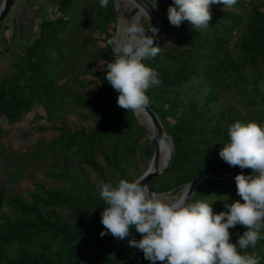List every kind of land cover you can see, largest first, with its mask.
Listing matches in <instances>:
<instances>
[{"label":"trees","instance_id":"trees-1","mask_svg":"<svg viewBox=\"0 0 264 264\" xmlns=\"http://www.w3.org/2000/svg\"><path fill=\"white\" fill-rule=\"evenodd\" d=\"M55 4L60 16L41 23L38 36L16 58L13 73L0 83V161L6 134L1 123L19 125L37 106L54 101L63 67L95 43H84L71 52L65 50L66 29L82 6L94 4L101 25L115 19L113 0L107 8H102L99 0H58ZM210 11L212 19L204 29L193 28L188 21L172 26L166 13L161 32L154 39V46L161 51L143 61L162 81L147 90L148 108L157 116L154 107L167 100L177 118L169 127L172 154L167 169L151 182L155 193L164 176L176 177L174 184L164 188L168 192L208 173L228 175L240 170L224 162L213 146L218 141L229 142L228 127L236 121L264 126V0H237L231 8L213 4ZM97 29L103 34L101 27ZM112 36L106 35V41ZM99 82L79 81L75 85L81 95L72 101L78 112L73 121L67 114L56 121L52 112H47L49 125L38 131L52 132V137L40 140L25 163L53 159L45 177L68 187L57 189L36 183L29 194L32 202H28L21 197L7 199L0 185V212L8 205L13 214L0 224V264H152L141 250L128 244L132 238L141 239L135 228L124 240L110 233L100 235L106 230L95 220L107 205L83 191L80 176L73 177L56 163L59 157H68L85 172L105 181L109 174H121L136 151H146L152 144L134 114L117 105L112 86L107 81ZM93 85H99V89L94 91ZM197 85L230 96L245 112V119H240L235 106L218 105L212 95L204 104L195 101L190 92ZM35 118L40 120L37 115ZM244 174L251 175L252 170ZM234 178L206 183L190 202L212 203L217 214L227 211L226 203H243ZM79 192L83 196H76ZM246 230L242 225L230 228L231 242L236 243L237 233L243 235ZM246 251L255 252L264 264V238Z\"/></svg>","mask_w":264,"mask_h":264},{"label":"clouds","instance_id":"clouds-1","mask_svg":"<svg viewBox=\"0 0 264 264\" xmlns=\"http://www.w3.org/2000/svg\"><path fill=\"white\" fill-rule=\"evenodd\" d=\"M236 2L173 0L167 10L168 20L175 27L188 21L193 28L204 29L212 19L211 5L231 8ZM108 3L109 0H99L102 8H107ZM136 9L130 19L118 22L115 34L107 40L114 59L104 68L106 81L119 93L117 105L138 115L145 113L150 104L147 90L162 81L154 69L143 63L161 51V47L154 46L159 30L150 25L146 29L140 23V8ZM144 12L150 20L146 8ZM147 31L153 35H146ZM228 137L229 142L219 151L220 158L231 167L252 170L251 175L241 172L234 178L243 203H226L227 211L217 214L212 203L205 200L190 202L188 196L181 195L170 201L152 192L150 185H142L148 173L132 181L120 179L115 185L101 181L99 194L107 206L101 213L106 231L100 235L110 233L124 240L135 228L141 239L132 238L128 244L141 250L152 264H260V257L246 250L255 248L257 241L264 238V126L254 121H236L228 127ZM237 225L247 230L243 235L237 233L239 238L232 243L229 229Z\"/></svg>","mask_w":264,"mask_h":264},{"label":"rangeland","instance_id":"rangeland-1","mask_svg":"<svg viewBox=\"0 0 264 264\" xmlns=\"http://www.w3.org/2000/svg\"><path fill=\"white\" fill-rule=\"evenodd\" d=\"M146 1L155 6V17L157 18L161 32L164 15L167 13L168 7L172 4L173 0ZM3 2L4 0H0V9ZM113 2L115 10L114 21L108 22L105 26L101 25L96 12V6L94 4L84 5L81 11L74 16L73 23L66 29L64 35L66 52L74 51L87 42L94 41L95 43L93 45L91 43L87 47L88 52L83 56L69 62L63 67L59 81L61 86L57 91L56 99L46 104L45 107L37 106L33 113L26 116L19 125L10 126L6 123H1L6 134L4 137V154L2 161H0V185L6 191L7 199L11 200L21 197L28 202H32L29 194L34 190L36 183H43L50 188L57 189L68 187L66 183L57 182L45 177V174L50 172L53 159H49L46 162L30 163V165H26L25 163L29 155L36 151L40 140L48 141L52 137V132L42 134L38 131L39 127L49 125L46 117L47 112L51 111L56 121H58L59 116L62 114L69 115L73 121L74 115L78 112L72 101L75 97L81 95V92L75 88V85L79 81L106 82L105 78L103 80V77L106 76L104 66L107 62L114 59L110 46L107 47L106 35H114L118 22L124 18L130 19L138 11L136 9L138 6L131 0H113ZM59 16L60 14L57 12L55 3L49 4L46 0H16L0 27V83L13 73L16 58L38 36L41 23L45 20H54ZM140 23L146 29L150 25L148 16L142 10H140ZM97 27H101L103 34ZM147 33L148 31L145 34ZM173 73L172 75H174ZM92 89L96 91L99 89V85H93ZM190 94L200 104L208 102L209 96L212 95L217 99L218 105L223 107L235 106L239 111L240 119H245V112L238 106L235 100L226 94L215 92L204 85L194 86ZM118 95L117 91L112 93V96L118 97ZM154 109H156L157 117L163 127L165 144L170 150L171 158L172 143L169 136V127L175 125L177 118L170 112L167 100L157 104ZM36 115L40 117V120L35 118ZM134 117L146 130L153 145H147L146 151H136L135 156L129 160L128 164L123 166V172L118 175L109 174L106 180L103 181L105 183L111 182L115 185L120 179L132 181L144 175L151 166L155 154V145L152 141L153 130L146 120H142L136 114H134ZM81 118L86 119L82 115ZM223 145L222 141H218L213 146V151L219 153ZM56 163L63 170H68L73 177L75 175L81 177L82 189L85 193H89L96 199L102 200L98 188L101 182L100 179L82 170L75 160L68 157H59L56 159ZM167 166L161 167L160 175L165 172ZM175 178V176H164L156 193L167 197L171 201L173 198L180 197L194 182L168 192L163 191L165 187L174 184ZM76 196L83 195L79 192L76 193ZM101 213L95 220L97 224L101 223ZM12 216L11 209L6 205L4 210L0 212V224L3 222V218Z\"/></svg>","mask_w":264,"mask_h":264},{"label":"water","instance_id":"water-1","mask_svg":"<svg viewBox=\"0 0 264 264\" xmlns=\"http://www.w3.org/2000/svg\"><path fill=\"white\" fill-rule=\"evenodd\" d=\"M15 2H16V0H4L3 5L0 9V27L2 26L4 20L6 19L7 15L10 12V9L13 7ZM137 3H139V4H137ZM137 3H135V4L143 12H144V8H146V11L148 12L149 17H150V20H149L150 27H154V28H157L159 30L158 33L155 35V38H156L158 36V34L160 33V26L157 22V18L155 17L153 5L146 0H137ZM140 5H143V7H140ZM146 35L152 36L153 33L151 31H148V33ZM145 113H146L147 117L150 119L151 128L153 130L152 141L155 145V154H154V158H153V161L151 163V166H150L149 170L146 172V173H148V176L141 183H142V185L148 184V185H150V188H151L152 180L157 178L158 176H160L161 167L167 166V163L163 164L160 145L165 146L168 151H170V150H169V148H167V146L165 144V141H164L165 134L163 131V127H162L158 117L156 116V114L149 108H147V111ZM169 157H170V152H169ZM169 160H170V158H169ZM248 171H251V169H240V170H238L232 174H228V175H217V174H212V173L202 175L199 178H197L189 186L187 193H186V196H188L190 201H191L193 199L195 193L206 183H208L210 181H214V180H230V179H233L237 174H239L241 172L246 173Z\"/></svg>","mask_w":264,"mask_h":264},{"label":"bare ground","instance_id":"bare-ground-1","mask_svg":"<svg viewBox=\"0 0 264 264\" xmlns=\"http://www.w3.org/2000/svg\"><path fill=\"white\" fill-rule=\"evenodd\" d=\"M137 116H140L142 118V120H146L147 123L149 124V126L151 127L150 119L147 117L146 113H141V114H138ZM160 147H161V156H162L163 164H166V163L168 164L169 163V158H170L169 157V151L166 149L165 146L160 145ZM187 190H185V192L182 195H186Z\"/></svg>","mask_w":264,"mask_h":264},{"label":"crops","instance_id":"crops-1","mask_svg":"<svg viewBox=\"0 0 264 264\" xmlns=\"http://www.w3.org/2000/svg\"><path fill=\"white\" fill-rule=\"evenodd\" d=\"M49 4L56 3L58 0H46Z\"/></svg>","mask_w":264,"mask_h":264}]
</instances>
